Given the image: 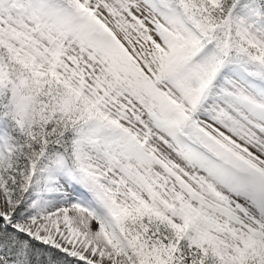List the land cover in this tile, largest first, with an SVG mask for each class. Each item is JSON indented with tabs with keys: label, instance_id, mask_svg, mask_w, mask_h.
Here are the masks:
<instances>
[{
	"label": "snow or ice",
	"instance_id": "obj_1",
	"mask_svg": "<svg viewBox=\"0 0 264 264\" xmlns=\"http://www.w3.org/2000/svg\"><path fill=\"white\" fill-rule=\"evenodd\" d=\"M0 264H264V0H0Z\"/></svg>",
	"mask_w": 264,
	"mask_h": 264
}]
</instances>
